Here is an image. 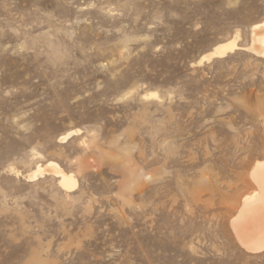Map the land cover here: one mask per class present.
I'll list each match as a JSON object with an SVG mask.
<instances>
[{
    "label": "rangeland",
    "instance_id": "obj_1",
    "mask_svg": "<svg viewBox=\"0 0 264 264\" xmlns=\"http://www.w3.org/2000/svg\"><path fill=\"white\" fill-rule=\"evenodd\" d=\"M263 18L264 0H0V264H264L230 225L264 158V57L195 64ZM47 160L76 188L26 177Z\"/></svg>",
    "mask_w": 264,
    "mask_h": 264
},
{
    "label": "bare ground",
    "instance_id": "obj_2",
    "mask_svg": "<svg viewBox=\"0 0 264 264\" xmlns=\"http://www.w3.org/2000/svg\"><path fill=\"white\" fill-rule=\"evenodd\" d=\"M239 37L240 34L237 31L232 36L215 44L211 50L202 54L195 64L201 66L210 63L215 59L224 58L238 49L264 57V18L251 26L250 39L247 43L240 44ZM145 96L159 98L155 91H150ZM68 135L62 136L60 140L65 139ZM44 173H50L56 177L58 186L67 193L77 186L75 175L72 172H66L53 160H47L44 164L37 162L26 177L33 179ZM250 177L255 187L243 193L237 206H234L236 214L230 219V225L240 245L249 252H258L264 249V158L254 163Z\"/></svg>",
    "mask_w": 264,
    "mask_h": 264
}]
</instances>
